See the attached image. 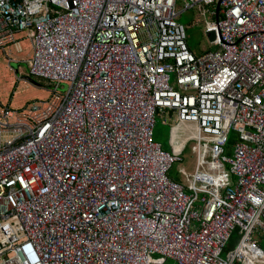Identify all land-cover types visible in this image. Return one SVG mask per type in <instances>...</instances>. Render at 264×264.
Listing matches in <instances>:
<instances>
[{"label": "built area", "instance_id": "obj_1", "mask_svg": "<svg viewBox=\"0 0 264 264\" xmlns=\"http://www.w3.org/2000/svg\"><path fill=\"white\" fill-rule=\"evenodd\" d=\"M177 3L0 0V51L54 88L0 99V264L264 263V0ZM201 4L218 49L196 55L178 18ZM160 112L196 124L184 183Z\"/></svg>", "mask_w": 264, "mask_h": 264}, {"label": "rangeland", "instance_id": "obj_2", "mask_svg": "<svg viewBox=\"0 0 264 264\" xmlns=\"http://www.w3.org/2000/svg\"><path fill=\"white\" fill-rule=\"evenodd\" d=\"M187 3L188 0H178L177 12L181 13ZM210 11V6L201 4L187 12H183L178 18V21L187 28L188 47L196 55L218 49V46L212 42L205 30V26L212 22ZM26 37L27 35L24 32L17 35L22 48L21 52L15 45H9L6 47L7 54L22 61L31 57V41ZM20 77L22 79L19 80ZM174 82L175 77H172L171 84L174 85ZM63 86L65 87V84ZM53 90V85L49 81L30 76L27 63H10L8 57L3 51H0V99L4 106L27 112L33 104L49 103L53 97ZM156 121L154 141L161 144L163 150L173 152L172 132H174L175 139H179L181 143L182 151L180 155L183 157V161L173 165L169 177L176 182L184 183L181 169L186 170L188 173L194 172L195 169L196 154L193 152V147L196 144L194 138L197 134L196 124L192 122L177 123L176 117L170 118L169 115L161 112L156 117ZM257 238L260 246L264 249V236H257ZM167 264H174V262L169 261Z\"/></svg>", "mask_w": 264, "mask_h": 264}, {"label": "crops", "instance_id": "obj_3", "mask_svg": "<svg viewBox=\"0 0 264 264\" xmlns=\"http://www.w3.org/2000/svg\"><path fill=\"white\" fill-rule=\"evenodd\" d=\"M165 114L169 115L170 118L175 117L173 112H168V113H165ZM172 137H173V140L171 142L172 143V151H175V149L177 150V148L180 147V145H178V144H181V143L180 142L178 143V139L177 138L175 139L174 132H172ZM238 241H239V233H238V231H236L233 234V236H232V238H231V240H230V242H229V244H228V246H227V248L225 250V253L230 251L231 249H233L237 245Z\"/></svg>", "mask_w": 264, "mask_h": 264}, {"label": "water", "instance_id": "obj_4", "mask_svg": "<svg viewBox=\"0 0 264 264\" xmlns=\"http://www.w3.org/2000/svg\"><path fill=\"white\" fill-rule=\"evenodd\" d=\"M219 8H220V3L218 4V12H219ZM217 19H219V17H217ZM211 40H213V39L211 38ZM30 81L33 82V80H31V79H30Z\"/></svg>", "mask_w": 264, "mask_h": 264}, {"label": "trees", "instance_id": "obj_5", "mask_svg": "<svg viewBox=\"0 0 264 264\" xmlns=\"http://www.w3.org/2000/svg\"><path fill=\"white\" fill-rule=\"evenodd\" d=\"M230 145H232V141H230V143H229V147H230Z\"/></svg>", "mask_w": 264, "mask_h": 264}]
</instances>
